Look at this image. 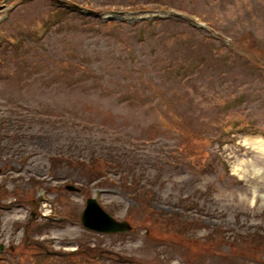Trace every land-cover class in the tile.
<instances>
[{
	"label": "rangeland",
	"instance_id": "1",
	"mask_svg": "<svg viewBox=\"0 0 264 264\" xmlns=\"http://www.w3.org/2000/svg\"><path fill=\"white\" fill-rule=\"evenodd\" d=\"M13 1L0 0L2 9ZM28 1L0 25V242L20 245L26 222L51 254L14 262L89 264L99 248L98 264L118 254L129 258L123 264H264V154L251 146L264 139V0H93L97 13L187 12L106 24ZM203 18L234 44L191 28ZM12 37L20 39L14 47ZM231 124L236 132L225 131ZM97 155L112 183L88 174ZM96 186L100 203L132 231L82 226ZM42 190L69 220L30 219ZM72 241L85 245L86 258L70 262L73 253L58 252L72 251L48 247Z\"/></svg>",
	"mask_w": 264,
	"mask_h": 264
},
{
	"label": "water",
	"instance_id": "2",
	"mask_svg": "<svg viewBox=\"0 0 264 264\" xmlns=\"http://www.w3.org/2000/svg\"><path fill=\"white\" fill-rule=\"evenodd\" d=\"M89 204H90V207L92 208V205H93L92 201H90ZM88 212H89V210H88ZM88 212L86 211V214H85L86 216H83V219H82V222L83 223L85 222V224L86 225L88 224V226H94L95 228H98V229H106L109 222L111 224H113L110 220L107 221L108 218L105 216H98V222H94L93 220L90 219ZM91 221H92V223H91ZM114 229H117V226L113 224L111 226V230H114Z\"/></svg>",
	"mask_w": 264,
	"mask_h": 264
},
{
	"label": "bare ground",
	"instance_id": "3",
	"mask_svg": "<svg viewBox=\"0 0 264 264\" xmlns=\"http://www.w3.org/2000/svg\"><path fill=\"white\" fill-rule=\"evenodd\" d=\"M255 149H256V152H260V154H264V140H258L256 143H255ZM71 248H74V247H71Z\"/></svg>",
	"mask_w": 264,
	"mask_h": 264
}]
</instances>
